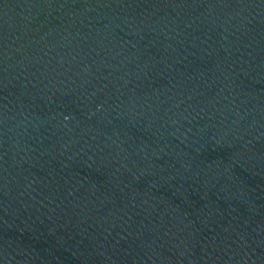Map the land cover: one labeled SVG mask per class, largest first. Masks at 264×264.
I'll return each mask as SVG.
<instances>
[{
	"label": "water",
	"instance_id": "95a60500",
	"mask_svg": "<svg viewBox=\"0 0 264 264\" xmlns=\"http://www.w3.org/2000/svg\"><path fill=\"white\" fill-rule=\"evenodd\" d=\"M0 264H264V0H0Z\"/></svg>",
	"mask_w": 264,
	"mask_h": 264
}]
</instances>
